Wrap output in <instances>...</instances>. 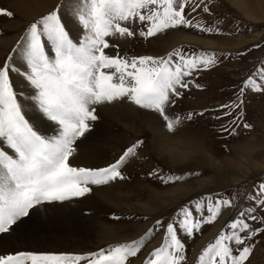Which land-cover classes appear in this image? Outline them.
I'll return each instance as SVG.
<instances>
[{
	"label": "snow or ice",
	"instance_id": "1",
	"mask_svg": "<svg viewBox=\"0 0 264 264\" xmlns=\"http://www.w3.org/2000/svg\"><path fill=\"white\" fill-rule=\"evenodd\" d=\"M65 7L83 29L79 41L73 40L64 22L61 13ZM189 7L193 13L201 7L205 13L210 11L206 2L195 0H66V4H58L29 22L0 64V144L11 150L0 147V235L10 234L34 209L85 198L94 188L128 178L123 166L137 156L143 140H137L104 166L72 163L79 154V142L98 120L97 106L128 101L157 114L170 134L185 122L205 115L208 110L181 115L173 108L184 90L193 85L202 87L193 77L217 65V53L185 52L178 47L164 56H128L120 53L118 43H110V38L148 39L180 27L219 32L190 18ZM0 15L13 17L14 13L0 8ZM109 48L116 49L115 54H108ZM13 54L22 58L23 71L15 66ZM12 73L30 89L27 95L24 89L14 87ZM248 91L264 93V64L242 82L232 100L219 106L223 116L233 118L230 127L221 126L222 132L235 135L241 124L244 129L252 128L243 122ZM33 111L55 126L51 135L32 122ZM149 175L165 184L185 178L161 175L159 170ZM249 199L254 206L237 208L235 218L201 250L196 264H246L254 239L264 234V215H257L264 210V183ZM234 200L208 194L180 206L166 225L156 220L155 226L164 229L163 240L143 264H186V245L180 233L193 238L205 224L215 222L222 210L235 208ZM257 221L260 226H256ZM154 231L149 228L139 238L116 241L86 253L0 254V264H131V258L138 256Z\"/></svg>",
	"mask_w": 264,
	"mask_h": 264
},
{
	"label": "rangeland",
	"instance_id": "2",
	"mask_svg": "<svg viewBox=\"0 0 264 264\" xmlns=\"http://www.w3.org/2000/svg\"><path fill=\"white\" fill-rule=\"evenodd\" d=\"M11 1L13 0H0L3 9L14 13L13 17L0 15V35L4 34V29L7 26L16 25L18 29L16 31L17 36L12 44L2 49L0 48V64L7 58L12 48L16 46L17 40L23 34L29 22L51 11L58 4H66L65 0H54L53 4L48 5V10L46 9L38 15L27 17L18 9L16 10ZM237 1L239 0H195L197 3L206 2L208 4L210 11L207 13L203 11L202 7L197 9L195 13L192 12L191 7L188 8L190 18L202 21L206 26L218 28L219 32L207 33L201 32L196 28L180 27L158 34L153 38L144 39L137 36L119 40L118 42L120 53H126L128 56H164L167 52L178 47H183L185 52L203 50L215 52L219 56L217 65L208 70L197 72L194 75L195 83L202 85V87L197 88L193 85V89L190 90L188 88L186 90L187 95L184 92L173 108L175 113L181 115L189 111H208L202 117L197 116L193 121L185 122L175 134L169 133V136L176 141L188 144L194 152L191 155L202 156L206 154V156L208 155L212 158L213 162H215L214 164H216L214 167L207 164V157L204 160L205 162L203 161L204 165L197 168L193 167L181 171L167 166L164 163L165 160L163 155H161L162 153L159 152V149H155L152 146L151 130L145 126V122L142 119V116L145 115L144 110L140 109L141 119L138 122L134 121L130 116H124L119 122L109 120L105 123L106 134L104 141L106 143L94 164L114 161L122 154L124 149L137 140H143L144 144L138 149L137 156L131 158L123 166V171L128 178L123 181H116L118 183L114 182L116 183L114 184L115 186L119 185L117 191L121 192V198H115L116 200L114 199V201L111 200L112 204L90 207L89 211L84 210L81 215L93 221L101 219L98 222L114 226L115 233L126 238H139L149 228H155L152 236L145 243L138 256L131 258V264H143L149 252L162 242L164 229L155 226L156 220L159 219L165 222L166 225V222L171 220L180 206L188 204L190 201L194 202L208 194H219L221 197L229 199L235 197V208L222 210L215 222L205 224L193 238L189 239L183 233H180V237L186 245V264H196V261L193 260L196 255L194 246L203 240L215 226L220 227V230L224 228L230 219H234L237 208H245L246 201V208L254 206L255 202L252 200V203H250V200L246 199V194L251 189H254L251 193L252 196L257 192L258 186L264 183V93L251 91L246 93L243 122L251 124V129H244L241 124L235 135H229L220 130L222 125L230 127V121L233 118L223 116L222 112L218 110L219 106L232 100L234 93L238 91L242 82L264 64V10L262 9L261 13H257L259 14L257 18L251 17L244 14L237 5ZM248 1L250 2V0ZM252 8L253 11H257L254 7ZM67 9L65 7L61 14L70 34L76 41H79L83 36V29L78 24L80 31H78L79 29L77 30L76 25L73 23L75 21L72 20L71 15L67 14L68 12H65ZM74 31L78 32V36H76ZM110 40L114 42L117 38H110ZM194 40L201 41L203 44L212 43L215 46L203 47L195 43ZM255 45H259V47H255ZM109 49L106 51H112L111 53L108 52L110 55L115 54L116 49ZM16 58L20 59L21 57L18 54H13L15 66H18L20 70H24V65L16 63ZM14 75L16 73H12L11 78ZM13 84L19 90L20 85L14 82ZM188 93H190L189 96ZM125 102L129 103L128 101ZM217 116L222 118L216 119L215 117ZM156 119L159 121V125L163 127V121L157 114ZM95 128L92 125V133L94 134L97 131ZM164 130L166 129L164 128ZM243 147L253 150V164L246 161L242 153L238 152ZM188 160V162H191L193 159ZM169 161L171 160L169 159ZM258 163L259 167L257 165L255 167V164ZM234 164L241 166V169L235 172L238 182H228L216 171V168H220L222 171H226L228 175H232L235 169L231 167ZM229 168L231 169L229 170ZM154 170H159L161 175H183L185 178L165 184L158 177L149 175ZM189 173L192 174L189 175ZM195 173H198V175ZM196 179L206 182L201 187L185 193L182 198L176 201H162L160 199V195L174 192L182 184ZM141 206L142 209L140 208ZM116 208L119 211H114ZM98 209H102V212H104L102 216L97 215ZM137 210L140 211L136 213L135 211ZM204 214L207 215V212L205 211ZM257 215H264V210L258 211ZM114 216L119 217V219H113ZM92 223L89 220L80 219L59 224H49L44 227L57 237L73 240L56 244L54 252H68L70 249L80 247L79 250L83 251L82 253H86L108 245L101 244L97 246L102 241L100 240L101 235L91 236L85 231L86 228L92 226ZM256 226H260L259 221L256 222ZM219 231L212 235L207 243L213 241ZM253 243V252L246 264H264V234L258 235ZM200 252L195 257L196 260Z\"/></svg>",
	"mask_w": 264,
	"mask_h": 264
},
{
	"label": "bare ground",
	"instance_id": "3",
	"mask_svg": "<svg viewBox=\"0 0 264 264\" xmlns=\"http://www.w3.org/2000/svg\"><path fill=\"white\" fill-rule=\"evenodd\" d=\"M53 1L54 0H37V1L13 0L11 1V3L14 7H16V10L18 9L23 15L27 17H31L38 15L39 13L45 11L46 9L48 10L49 7L48 5H50L51 3L53 4ZM237 5L242 9L245 15L255 18L259 16V14L257 13L259 12L261 13L262 9L264 10V0H258V1L250 0V2L248 0H239L237 1ZM252 7H254V9H256L257 11L254 10L255 11L254 12ZM65 12H68V9ZM73 23L76 25L77 30L79 29L78 31H80V27L78 26V23L76 22ZM17 30L18 29L16 25L13 26L9 25L7 26L6 29H4V34L0 35L1 49L14 42V39L17 36L16 35ZM77 33L78 32H75L76 36H78ZM194 42L203 47L215 46V44L208 43L207 41H205L207 42L206 44H203L201 43V41L199 42L196 40H194ZM16 59H17L16 63L20 65L21 64L24 65L23 60H20L21 58L20 59L16 58ZM12 81L15 84L20 85L19 90L21 89L25 90V95L28 94L30 89L26 88L25 82L18 74L14 75ZM141 110L137 106L127 103L125 101L117 102L112 105L97 106V115L99 121L97 120V122L92 123L93 128L96 127L95 129L97 131L94 134L92 133L93 129L91 128L89 133L86 134V138L82 139L79 142L80 143L79 154L72 161V163L74 165H81V166H96V165L104 166L106 163H110V162H104V163L102 162V163L94 164L95 163L94 161H96V158L99 156L101 149L104 147V144L106 143L104 141V137L106 134V126H105L106 121L111 120L112 122H116V121L119 122L121 118H124V116L125 117L130 116L133 118L134 121L138 122L141 119L140 116ZM144 112L145 115L142 116L143 117L142 119L143 122H145V126H147L149 130H151L152 146L155 149H159V152L162 153L161 155H163V158L165 160L164 163L167 166H169L174 170H181V171L193 167L197 168L198 166L204 165L203 161L205 160L206 157H207L206 159H208L207 164L209 166L211 165L212 167H214V165H216L214 164L215 162H213V159L210 158L208 155L206 156V154L202 156L191 155V153L193 152L192 148L188 144H185L180 141H176L175 139L170 137L167 130H164V128L159 125V121L156 119L155 113L145 110ZM30 115L32 118V122L37 124L41 132L44 133L45 131L48 130V135L52 134V131H54L55 126L51 124V122H48L46 119L43 118H38V113L34 111L31 112ZM0 146L7 151H11L10 149L7 148L6 144H0ZM238 152L242 153V156H244V159L246 161L250 163L253 162L252 161L253 150L251 148L247 149L243 147ZM169 159L171 161H169ZM188 159H193V160L191 162H188L189 161ZM256 165L259 167V163L255 164V167ZM231 168L235 169L233 170L234 174L232 175H228L226 171H222L220 168L219 169L216 168V171L226 181L238 182V178L235 175V172L240 170L241 166L234 164L232 165ZM231 168H229V170ZM205 182L201 179H196L191 182H186L182 184L178 190L171 193L160 195V199H162V201H176L177 199L182 198V196L185 193L201 187L202 185L205 184ZM116 183H113L111 186L104 188H94L93 194L85 198L74 199L64 204L57 203L53 205H44L38 209L32 210L30 216L22 218V221L18 222V224L14 227V229L10 234L0 235V254H9V253L14 254L17 251L54 252L56 244L67 242L68 240L69 241H73V240H71L70 238L57 237L54 234H52L48 229H46L44 226L49 224L65 223L80 219L89 220L93 222L91 225L94 227L89 226V228H86L85 231L91 236L101 235L100 240L102 241L98 243L97 246L101 244L105 245V244L114 243L116 241H128L132 239L131 237L126 238L125 236H118L114 231L115 230L114 226L107 225V223L105 224L104 222L103 223L98 222V220L101 221V219H97L93 221L91 219H86L84 215H81L84 210L89 211L90 207H95L98 205L103 206L102 204H112L111 200L114 201L115 198H121L120 196L121 192L117 191L119 185L116 186L114 185ZM140 208L142 209V206ZM140 210H137L135 212L138 213ZM114 211H119V210L118 208H116ZM103 214L104 212H102V209H98L97 215L102 216ZM217 230H218V226H215L212 230H210V233L206 235L203 240H201L196 246H194L195 254L199 252V250L202 248L205 242ZM79 248L80 247L78 248L75 247L73 249L68 250V252L82 253L83 251H80Z\"/></svg>",
	"mask_w": 264,
	"mask_h": 264
}]
</instances>
